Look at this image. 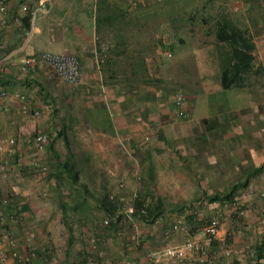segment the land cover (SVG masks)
Segmentation results:
<instances>
[{
	"label": "crops",
	"instance_id": "crops-1",
	"mask_svg": "<svg viewBox=\"0 0 264 264\" xmlns=\"http://www.w3.org/2000/svg\"><path fill=\"white\" fill-rule=\"evenodd\" d=\"M110 1L142 16L145 8L163 0H123L127 4ZM38 2L4 0L6 13L0 12V56L6 57L0 71V90L7 92L6 96L0 97V137L8 132L6 135H13L17 140L15 152L8 155L10 179L6 193L9 205L3 206L0 212L5 220L0 226V238L3 248L8 250L6 236H14L19 257L8 258L6 264H27L23 261L26 253L24 231L30 229L40 236L44 225L51 224L46 219L47 224L42 222L40 225L31 218L41 208H38L34 194L29 192L21 196L24 192L19 193L18 182L24 175H34L35 168L30 164L34 149L24 141V134L32 129L31 121L36 123L41 116L37 119L24 114L16 94H25L29 106L40 109L41 114L43 108L39 104L45 96L36 94L40 93L37 89L41 88L43 77L38 73L43 66L40 64L27 72L21 71L18 64L25 56L42 50L77 54L81 77L73 85L88 90L95 88L93 94L84 96L86 100L78 96L77 102L84 104L75 106L68 117L62 121L58 116L51 118L53 135L50 133V143L44 151H35L38 156L53 152L59 158L53 164L55 169L47 170L51 175L57 173L58 178L51 180L47 176L44 187L52 190L53 205L49 213L59 211L62 215L68 231L67 246L72 244L74 236L67 216L72 218L97 210L103 213L94 199L104 195L129 198L136 194V198L143 197L150 204L161 206V216L169 208L184 205L183 200L201 198L202 194L208 199L217 195L216 201H225L227 199H220L226 193H231L230 199H244L235 193L239 190L240 194L246 187L257 193L260 190L255 185H259L264 191V0H221L251 36L255 46L252 51L254 69L257 68L259 73L248 74L244 85L236 88L237 92L231 98L225 94L230 88L223 89L220 85L225 48L220 44L201 46L196 52L201 56L202 64L209 68L215 66L216 70L212 75L204 71L193 83L197 89L184 91L183 117L177 115L174 102L178 91L163 88L160 71H156L172 57V50L168 49L171 56L167 59L159 58L158 47L147 51L149 65L153 66L150 75L158 81L143 83L126 73L129 70L126 57L130 51L111 56L113 63L110 61L107 65V48L111 40L96 32L97 0H50L46 3L47 12L39 13L31 21L30 11ZM235 5L238 6L236 11L233 10ZM136 36L138 48L140 34ZM112 70H118V73L114 75ZM63 138H66V145L61 142ZM62 186L68 194L65 199L58 200ZM165 199L170 201L169 205L164 203ZM86 204L92 210L81 211ZM14 205L21 206L20 226L8 218ZM251 211L254 218L248 220L247 227L259 232L262 224L263 230L262 234L255 235L249 252L264 235V207ZM15 226H19L18 230ZM53 233L54 239H59L55 229ZM182 236L171 233L170 228L152 229L145 235L143 244L149 250L153 248L151 246L177 243ZM33 243L34 248L38 246L35 239ZM207 248L213 251V254L208 253L211 259L217 255L212 246ZM80 251L76 257L66 255L61 259L62 264H91L85 252ZM38 255L36 252L33 259ZM232 264H241L240 259Z\"/></svg>",
	"mask_w": 264,
	"mask_h": 264
},
{
	"label": "rangeland",
	"instance_id": "rangeland-1",
	"mask_svg": "<svg viewBox=\"0 0 264 264\" xmlns=\"http://www.w3.org/2000/svg\"><path fill=\"white\" fill-rule=\"evenodd\" d=\"M119 1L127 4V1ZM221 10L228 12L229 16L237 22L233 16V11L228 6H225L221 0H163L155 5L153 4L149 8H145L142 16H138V12L129 11V16L136 18L137 22L141 23L136 25L137 29L132 28L133 31L129 34H140L139 41L141 42H146L150 38L159 39L161 40L157 46L159 51L172 50V57L165 64H160L156 70L157 72L160 71L162 80L160 84L163 85V88L184 94L186 90L197 89L193 83L204 71H207L209 75L215 73L216 67L209 68L203 65L200 60L201 56L196 51L201 46L217 45L214 39V17ZM203 17H206L205 22L201 21ZM38 74L43 77L40 82L41 88L37 89L40 90V93H36L37 95H45L39 104L43 108V113L39 120H36V123L31 121L33 126L28 131L40 127L53 135L51 118L53 119L58 116L62 121V118L68 117L72 113L73 108L80 105L77 102L78 96L84 97L88 94H93L94 91L92 90L95 88L92 87L88 90L82 87L79 88L76 85L64 83L45 67H41ZM257 77L261 78V76ZM234 92H237L236 88H230V90L225 91V94H228L232 98ZM84 100H86L85 97ZM231 101L233 102V99ZM83 104L81 103L82 106ZM7 133L5 132L3 134L6 135ZM3 134L1 135L5 136ZM61 142L66 145V138L61 139ZM36 152L38 153V151ZM36 152L35 150L34 152L32 151L31 159L37 157L46 163L49 168L48 170L50 168L55 169L53 164L59 161V158L55 157L53 152L47 153L44 156H38L35 154ZM47 176H50L51 180L58 178L57 173H52L51 175L48 172L44 175L34 170L33 176L29 173V175H24L18 181L20 183L19 193L24 192L21 196L23 197L29 194V192L32 195L34 194L35 198H37L36 203H39L38 208H41V211L33 214L31 218L35 222H39L40 225H42V222L47 224L46 219L51 223L50 225H44L40 236L35 234V232H31L30 229L27 230L32 237L31 247L34 248V239L38 244L34 249L37 250L36 252L39 254V257L35 260L32 259V264H62V258L66 255L70 257L79 256L81 254L80 250L85 252L91 264H115L124 258L131 260L133 264H153L147 259V253L150 249L148 250L146 244H143L146 242L145 235L152 229L160 228L162 230H168L172 218L176 217V215L184 216L188 225V235L202 243L207 254H213V251L210 252L207 248L209 245L212 246V250L216 249L217 255L215 257L212 256L215 264H232L236 259H240L241 264H248V261L251 260L249 250L252 248L251 244L255 239V235L262 234V224L260 225L259 232L251 231L247 227L248 220L254 218L251 210L253 208L264 207V195H261V193L264 194V191H261L262 189L260 188L262 187L255 185L260 190L257 193L249 190L248 187L241 190L240 194L238 193L239 190L235 193V196L238 194L244 199L236 198L225 201H210L206 198L207 196L205 194H202L201 198L185 199L182 201L184 205H180L179 208L175 209L169 208L165 214H161L158 217V221L142 222L138 219L124 216L121 224L117 227H105L101 222L107 216L98 210L96 213H84L79 216H73L72 218L68 215L67 222L69 229L72 230L73 228L74 236L72 244L67 246L68 231L63 225L62 215H60L59 211L52 215L49 213L51 205H53L51 203L53 198H51L52 195L50 196V191L52 190L44 187ZM8 178L10 179L7 172L5 177L0 180V198H9L8 193H6V188L9 184ZM51 184L53 185V183ZM2 188L5 189V192ZM246 189L248 190L247 193H245ZM61 191V197H58V200L65 199L64 196L68 194L66 193L67 189L65 186H62ZM164 203L169 205L167 203H170V201L165 199ZM251 203L254 205L252 206ZM237 205L240 208L236 209L235 206ZM195 207L200 208L201 213L194 219L193 217L188 218L191 215V210ZM2 208L3 206L0 205V212ZM239 209H244L245 213L243 215L238 214ZM86 210L92 209L86 204L81 207V211L85 212ZM212 215H216L219 218L220 230L224 236L223 241L208 240L201 234L200 229L204 220ZM257 217H260V214H257ZM16 224L20 226L19 221ZM19 226H15L17 230ZM54 229L59 239H54ZM78 230H80V234L83 236H79ZM135 234H138L139 242H136L132 238ZM91 235L97 239L98 245L103 251L101 255H98L86 241ZM12 238L15 240L14 236ZM22 238L24 239L23 236ZM184 238L185 235L177 243L182 242ZM38 241L40 242L38 243ZM102 241H104V244ZM19 243H21L20 239ZM43 244H46V249L44 250H42V246H45ZM24 246L27 248V245ZM164 246L167 245L151 246L153 247L151 249L162 248ZM40 251L45 252V254H41L42 252ZM225 251H229V254L226 255ZM39 259L41 261L38 262ZM170 264L180 263L171 262Z\"/></svg>",
	"mask_w": 264,
	"mask_h": 264
},
{
	"label": "built area",
	"instance_id": "built-area-1",
	"mask_svg": "<svg viewBox=\"0 0 264 264\" xmlns=\"http://www.w3.org/2000/svg\"><path fill=\"white\" fill-rule=\"evenodd\" d=\"M46 3H50V0H39L38 5L35 6L30 11L31 21H33L39 13L47 12ZM238 6H233V10H237ZM0 12L6 13V6L4 0H0ZM171 56V52L168 50L159 51L160 59H167ZM6 60L5 56H0V71L3 69L4 62ZM42 65L48 71H50L56 78L60 81L67 84H77L81 77V63L77 54L73 52H54L50 50H42L36 54L25 56L18 64V68L21 71H32L37 66ZM7 95V92L0 90V97ZM16 97L21 101V111L24 114H29L33 118H39L41 116V111L38 108H31L27 103V98L25 94L19 93L16 94ZM174 102L177 107V115L183 117L185 115L183 111V106L185 103V95L182 92H177L174 96ZM24 141L32 146L35 151H44L49 144L50 135L49 133L40 128L36 127L35 129L26 132L24 134ZM16 138L13 135H5L0 137V180L5 177L9 169V159L8 155L15 152L16 148ZM30 164L39 174H47L48 167L46 163L37 158L33 157L30 160ZM109 198L113 199L115 196L113 194L109 195ZM119 202L124 203L123 207L120 208L113 218H104L102 220V225H109L110 220L116 221L120 219L123 220V217L131 216V213L134 211L133 202L136 198V194H133L131 197L127 198L125 196H116ZM0 204L2 206L9 205V200L7 197L0 198ZM143 211V209L141 210ZM191 215L194 218L201 213L200 208L195 207L191 210ZM245 213L244 209H239L238 214L243 215ZM22 210L20 205H14L10 208V213L8 218L13 221L22 220ZM154 221H158V218ZM5 223L3 216H0V226ZM201 233L217 241H223L224 236L220 230V221L216 215H212L204 220V223L201 226ZM79 236H83L80 234ZM171 233H180L185 235V238L182 242L167 245L162 248L150 249L147 253V259L153 264H170L171 262H176L180 264L194 262L196 264H213V260L208 256L205 247L194 237L188 235V225L184 216H177L170 224ZM24 240L27 245L26 253L23 256V261L27 264L32 262V259L36 255V251L31 247V235L27 230L24 231ZM136 242H138V234L132 236ZM91 248L97 252L98 255L103 253L102 249L99 247V243L94 236H89L86 240ZM6 242L9 246L8 250H5L1 244L0 238V264H6L8 258L16 259L19 257V253L16 247V241L10 236L7 235ZM104 244V241H102ZM42 250L46 249V244H43ZM225 254L228 255L229 251H225ZM115 264H133L129 259H122Z\"/></svg>",
	"mask_w": 264,
	"mask_h": 264
},
{
	"label": "trees",
	"instance_id": "trees-1",
	"mask_svg": "<svg viewBox=\"0 0 264 264\" xmlns=\"http://www.w3.org/2000/svg\"><path fill=\"white\" fill-rule=\"evenodd\" d=\"M95 20L96 32L105 39L111 40V45L107 48V53H109L106 61L108 62L107 65H110L109 63L112 61L111 56L123 54L127 50L130 51L126 57L127 68H129L126 73L129 74V77H136L143 83L158 81V79H154L150 75V68L152 69L153 66L149 65V54H147V51H153L161 40L150 38L146 42H139L138 49L135 46L137 41L136 34L129 33L133 29H137L136 25L141 23L137 22L136 18L129 16V10L118 7L110 0H97ZM205 20L206 17L201 18V21L205 22ZM214 22L215 42L225 48L220 71V85L223 89L240 88L244 85L248 74L259 73L257 68L254 69V55L252 53L255 47L254 43L247 29L234 21L228 12L219 11L214 17ZM136 49H138L137 54L134 52ZM112 73L115 75L118 70H112ZM51 138L50 135V140ZM230 195L231 193H226L221 196L220 200L230 199ZM218 197L213 195L209 197V200L213 201L218 199ZM94 201L107 216L106 218L109 219L113 218L116 212L124 205V203L117 200L116 196L111 199L109 196L104 195L95 198ZM132 204L134 211L131 213L130 218L132 217L142 222L154 221L160 216L162 210L161 206L150 204L143 197L135 198ZM142 209L143 211H141ZM191 217V215L188 216V218ZM121 222L120 219L116 221L110 220L109 225H105V227H117ZM250 258L251 264H264V235L250 252Z\"/></svg>",
	"mask_w": 264,
	"mask_h": 264
}]
</instances>
